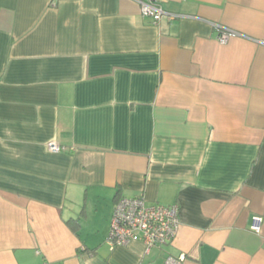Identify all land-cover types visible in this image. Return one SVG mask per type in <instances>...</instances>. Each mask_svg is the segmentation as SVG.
Returning <instances> with one entry per match:
<instances>
[{
  "label": "crops",
  "instance_id": "1",
  "mask_svg": "<svg viewBox=\"0 0 264 264\" xmlns=\"http://www.w3.org/2000/svg\"><path fill=\"white\" fill-rule=\"evenodd\" d=\"M159 3L0 0V264H264V0ZM138 196L172 244L109 245Z\"/></svg>",
  "mask_w": 264,
  "mask_h": 264
},
{
  "label": "built area",
  "instance_id": "2",
  "mask_svg": "<svg viewBox=\"0 0 264 264\" xmlns=\"http://www.w3.org/2000/svg\"><path fill=\"white\" fill-rule=\"evenodd\" d=\"M141 7L143 16L150 18L158 24L164 17L175 19L164 11L159 0H135ZM220 32L219 41L222 45L228 43L232 36H240L221 25H215ZM48 151L60 153L64 148L58 144H49ZM264 218L253 217L251 230L261 233ZM180 228L179 209L175 205H149L144 196L120 197L114 206L108 237L109 245L114 247H127L134 240H139L150 251L154 247H164L172 244ZM185 254L179 256L169 255L164 264H186Z\"/></svg>",
  "mask_w": 264,
  "mask_h": 264
}]
</instances>
